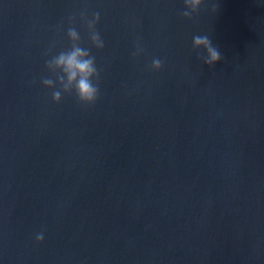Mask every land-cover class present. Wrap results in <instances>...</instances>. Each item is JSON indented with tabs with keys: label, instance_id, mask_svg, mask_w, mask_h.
<instances>
[{
	"label": "water",
	"instance_id": "obj_1",
	"mask_svg": "<svg viewBox=\"0 0 264 264\" xmlns=\"http://www.w3.org/2000/svg\"><path fill=\"white\" fill-rule=\"evenodd\" d=\"M85 8L99 98L54 103L45 53ZM183 8L0 0V264H264V0ZM196 34L223 59L204 64Z\"/></svg>",
	"mask_w": 264,
	"mask_h": 264
},
{
	"label": "clouds",
	"instance_id": "obj_2",
	"mask_svg": "<svg viewBox=\"0 0 264 264\" xmlns=\"http://www.w3.org/2000/svg\"><path fill=\"white\" fill-rule=\"evenodd\" d=\"M206 0H183L184 8L180 15L191 20L200 11L201 5ZM217 4H213L212 11H217ZM81 22L86 28L87 40L92 48L103 50L105 41L102 39L97 25L100 21V13L94 12L89 17L88 10L85 8L80 11L78 17L73 14L68 18L66 36L70 41V48L61 50L51 55L54 44L45 53L50 56L45 60V68L51 75L43 77L41 83L44 87L53 89L52 100L54 103H60L64 94L71 95L75 93L80 103L85 105L95 104L99 98V80L100 72L96 63V56L92 54L91 48L84 46L82 36L75 26L77 22ZM62 27V26H61ZM192 47L194 50L203 49L205 55L198 57L203 63L209 67L214 66L223 59V56L217 46L212 42L209 35L196 34L192 37ZM143 49L137 44L133 57L139 56ZM163 66V61L159 58H153L151 69L159 71ZM44 235L39 233L36 235L38 243L43 242Z\"/></svg>",
	"mask_w": 264,
	"mask_h": 264
}]
</instances>
